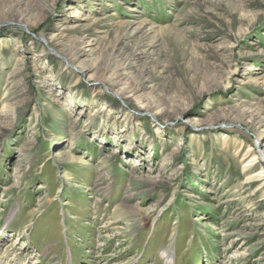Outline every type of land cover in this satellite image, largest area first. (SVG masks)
I'll return each mask as SVG.
<instances>
[{
	"label": "rangeland",
	"instance_id": "374dc122",
	"mask_svg": "<svg viewBox=\"0 0 264 264\" xmlns=\"http://www.w3.org/2000/svg\"><path fill=\"white\" fill-rule=\"evenodd\" d=\"M263 168L264 0H0V264H264Z\"/></svg>",
	"mask_w": 264,
	"mask_h": 264
},
{
	"label": "bare ground",
	"instance_id": "6f19581e",
	"mask_svg": "<svg viewBox=\"0 0 264 264\" xmlns=\"http://www.w3.org/2000/svg\"><path fill=\"white\" fill-rule=\"evenodd\" d=\"M139 24H140V25H139L138 27L141 26V23H139ZM260 157H261V156H260ZM256 175L263 176V175H264V168H263V169H259V170L257 171ZM166 256H167V258H168V257H169V254L166 255Z\"/></svg>",
	"mask_w": 264,
	"mask_h": 264
}]
</instances>
